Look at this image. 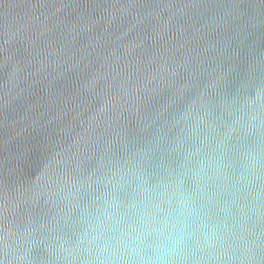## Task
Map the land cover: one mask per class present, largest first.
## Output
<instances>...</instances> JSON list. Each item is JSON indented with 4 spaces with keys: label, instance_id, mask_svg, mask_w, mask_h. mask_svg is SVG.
<instances>
[{
    "label": "water",
    "instance_id": "obj_1",
    "mask_svg": "<svg viewBox=\"0 0 264 264\" xmlns=\"http://www.w3.org/2000/svg\"><path fill=\"white\" fill-rule=\"evenodd\" d=\"M0 264H264V0H0Z\"/></svg>",
    "mask_w": 264,
    "mask_h": 264
}]
</instances>
